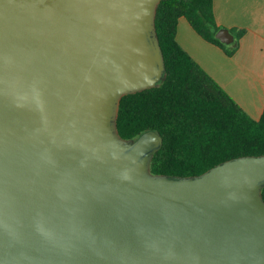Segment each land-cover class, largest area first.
<instances>
[{
    "label": "water",
    "instance_id": "water-1",
    "mask_svg": "<svg viewBox=\"0 0 264 264\" xmlns=\"http://www.w3.org/2000/svg\"><path fill=\"white\" fill-rule=\"evenodd\" d=\"M160 1L0 0V264H264V156L152 176L161 137L117 134L164 78Z\"/></svg>",
    "mask_w": 264,
    "mask_h": 264
},
{
    "label": "trees",
    "instance_id": "trees-1",
    "mask_svg": "<svg viewBox=\"0 0 264 264\" xmlns=\"http://www.w3.org/2000/svg\"><path fill=\"white\" fill-rule=\"evenodd\" d=\"M184 18L204 41L232 56L216 39L221 29L213 0H161L154 16L164 78L154 88L122 96L115 119L120 139L135 141L146 132L162 139L152 153V176L188 179L242 157L264 156V110L252 119L179 46L176 28ZM236 43L244 31H232ZM264 203V186L260 190Z\"/></svg>",
    "mask_w": 264,
    "mask_h": 264
},
{
    "label": "crops",
    "instance_id": "crops-1",
    "mask_svg": "<svg viewBox=\"0 0 264 264\" xmlns=\"http://www.w3.org/2000/svg\"><path fill=\"white\" fill-rule=\"evenodd\" d=\"M214 19L221 29L243 30L232 56L204 41L180 18L176 28L179 46L252 119L264 110V0H213ZM232 34V33H231Z\"/></svg>",
    "mask_w": 264,
    "mask_h": 264
},
{
    "label": "bare ground",
    "instance_id": "bare-ground-1",
    "mask_svg": "<svg viewBox=\"0 0 264 264\" xmlns=\"http://www.w3.org/2000/svg\"><path fill=\"white\" fill-rule=\"evenodd\" d=\"M114 117V111L112 112V118ZM110 132H111V135H112V138L115 140V141H118V138L116 137L115 133H114V125H111L110 126Z\"/></svg>",
    "mask_w": 264,
    "mask_h": 264
},
{
    "label": "rangeland",
    "instance_id": "rangeland-1",
    "mask_svg": "<svg viewBox=\"0 0 264 264\" xmlns=\"http://www.w3.org/2000/svg\"><path fill=\"white\" fill-rule=\"evenodd\" d=\"M225 48H228V49H229V48H231V47H230V45H225ZM111 124H113V122H111ZM119 143L123 144L122 142H119ZM127 143H128V142H127Z\"/></svg>",
    "mask_w": 264,
    "mask_h": 264
}]
</instances>
